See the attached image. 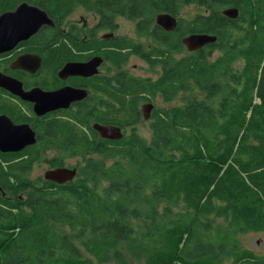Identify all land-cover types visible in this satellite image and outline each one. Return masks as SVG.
Here are the masks:
<instances>
[{"label": "trees", "instance_id": "16d2710c", "mask_svg": "<svg viewBox=\"0 0 264 264\" xmlns=\"http://www.w3.org/2000/svg\"><path fill=\"white\" fill-rule=\"evenodd\" d=\"M0 2L1 12L9 0ZM189 5L200 11L179 18L174 32L157 25L159 14L178 17ZM40 6L60 21L83 7L108 28L118 26L119 16L136 20L137 36L148 34L149 43L124 37L120 48L131 49L111 59L136 54L163 72L122 78L123 118L111 105L107 118L131 121L120 125L122 137L97 141L82 128L60 139L62 152L82 159L74 181L11 191L10 201L0 197V264H264L239 238L264 232V0H41ZM229 7L239 9L236 18L223 13ZM191 33L218 39L190 52L183 38ZM141 93L180 100L155 108L150 138L135 126Z\"/></svg>", "mask_w": 264, "mask_h": 264}, {"label": "flooded vegetation", "instance_id": "af4514ba", "mask_svg": "<svg viewBox=\"0 0 264 264\" xmlns=\"http://www.w3.org/2000/svg\"><path fill=\"white\" fill-rule=\"evenodd\" d=\"M8 3L0 15L14 14L26 3L45 14L27 10L30 12L27 20L20 24L19 19L11 31L10 47L0 51V197L10 201L11 191L39 189L48 183L66 184L77 178L79 167L76 165L71 166L77 167V174L70 180L57 182L46 178L47 171L69 167V158L80 157L62 152L61 138H69L83 128L91 139L115 140L101 136L94 125L121 127L122 123L131 122L117 124L107 122V118L109 105L123 118L122 78H138L125 69L133 56L147 63L153 73L159 70L158 74H162L163 69L136 54H131L127 61L111 59V54L131 48H120L125 36L118 32V26L102 27L100 16L92 11L84 9L88 14L71 19L75 8L60 21L58 13L40 6L41 0H9ZM3 5L0 2V7ZM157 25L167 32L177 28L168 30ZM143 37L151 39L148 34ZM141 94L143 99L136 106L140 111L138 124L147 121L150 124L156 103L151 96L146 98V93ZM144 106L148 117L142 111ZM61 157L64 165L56 166L55 162ZM44 164L47 165L45 173L36 174L38 169L43 170ZM252 233L264 234L262 231Z\"/></svg>", "mask_w": 264, "mask_h": 264}, {"label": "water", "instance_id": "95a60500", "mask_svg": "<svg viewBox=\"0 0 264 264\" xmlns=\"http://www.w3.org/2000/svg\"><path fill=\"white\" fill-rule=\"evenodd\" d=\"M29 9L39 11L38 13L41 15L44 14V12L40 11L38 7H33L26 3L22 4L14 14L3 13L0 15V51H4L10 47L12 43L11 31L15 28L19 19L20 24H22V20H27V15L30 13L27 10ZM223 13L229 17L236 18L239 15V9L237 7H229L225 8ZM157 23L168 30H173L178 22L176 16H173L170 13H161L157 16ZM217 39L218 37L216 35L209 33H191L183 38V43L187 46V49L192 52L207 44L216 42ZM142 111L145 116L148 117V110L145 106ZM94 127L98 130L101 136L106 138L117 139L123 136L122 128L119 126L96 123ZM76 174V167L70 168L63 166L47 171L46 178L57 182H65L75 177Z\"/></svg>", "mask_w": 264, "mask_h": 264}, {"label": "rangeland", "instance_id": "374dc122", "mask_svg": "<svg viewBox=\"0 0 264 264\" xmlns=\"http://www.w3.org/2000/svg\"><path fill=\"white\" fill-rule=\"evenodd\" d=\"M198 11H200L199 8H197L194 5L186 6L182 9L181 13L178 15V19L179 18L191 19L197 14ZM82 14H88V12L86 10H84L83 7H77L74 10V12L72 13L71 19L80 18V16ZM116 20L118 22V32L122 36H125L126 38H129V39L135 41L136 43H142V44L149 43L148 37H140L139 38L136 35V32H137L136 29H137V23H138L136 20H134V19L131 20L126 16H124V17L119 16L116 18ZM216 53L218 54V52H216ZM214 56H216V54H214ZM125 69L128 70L129 72H131L133 76H137V77H153V78H156L159 76V74H158L159 70H158V72H157V70L155 71V72H157V74L155 72L153 73V71L151 70L152 68L137 56H133L130 59L129 63L125 66ZM154 100L156 103V107H159V108L177 105L180 101L179 98H177L171 102H165V101H163V99L160 96ZM136 128L142 136H144L146 138H150L151 131L149 130V121L141 122L140 124H138L136 126ZM129 130H130V128L126 129V131H129ZM67 162H68L67 166H69V167H71V166L73 167L75 165L80 167L82 159L80 157L69 158L67 160ZM46 167H47V165L44 164L43 170L38 169L36 171V174L37 173L44 174L45 173L44 170H46L45 169ZM43 171H44V173H43ZM218 221L221 222V219L218 218ZM211 231L213 233L215 232L214 229ZM239 238H240L242 245L249 247V248L253 249L255 252L264 256V234L252 233V232L251 233H244V234H241ZM105 264H114V263H105Z\"/></svg>", "mask_w": 264, "mask_h": 264}]
</instances>
